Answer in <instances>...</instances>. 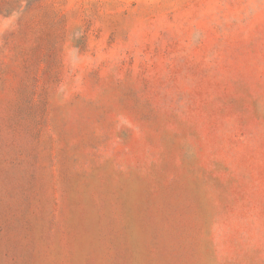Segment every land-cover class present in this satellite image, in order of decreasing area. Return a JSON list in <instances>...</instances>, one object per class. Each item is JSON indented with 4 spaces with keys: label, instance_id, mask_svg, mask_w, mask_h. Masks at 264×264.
<instances>
[{
    "label": "rangeland",
    "instance_id": "obj_1",
    "mask_svg": "<svg viewBox=\"0 0 264 264\" xmlns=\"http://www.w3.org/2000/svg\"><path fill=\"white\" fill-rule=\"evenodd\" d=\"M0 264H264V0H0Z\"/></svg>",
    "mask_w": 264,
    "mask_h": 264
}]
</instances>
